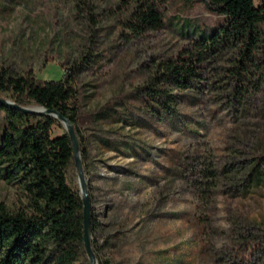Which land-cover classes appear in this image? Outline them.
<instances>
[{"label": "rangeland", "instance_id": "1", "mask_svg": "<svg viewBox=\"0 0 264 264\" xmlns=\"http://www.w3.org/2000/svg\"><path fill=\"white\" fill-rule=\"evenodd\" d=\"M161 11L163 29L128 39L116 0H0V67L58 81L78 66L77 126L91 142L83 171L111 264H245L231 250L241 234L264 230V177L256 187L241 181L264 154V38L243 98L230 80L238 55L227 49L203 63L200 84L173 89L177 111L167 116L139 89L195 38L179 29L184 20L200 30L221 21L195 1L169 0ZM206 169L214 180L199 175ZM68 180L79 190L75 164ZM199 182H211L209 193H196ZM0 200L24 202L2 182ZM246 264H264V254Z\"/></svg>", "mask_w": 264, "mask_h": 264}, {"label": "trees", "instance_id": "2", "mask_svg": "<svg viewBox=\"0 0 264 264\" xmlns=\"http://www.w3.org/2000/svg\"><path fill=\"white\" fill-rule=\"evenodd\" d=\"M127 10L122 26L126 37L137 39L150 31L163 29L161 8L169 0H116ZM204 5L206 11L218 17L216 29L184 20L179 29H193L194 37L171 54L155 72L151 81L140 88L167 116L176 114L173 89H189L203 79L199 73L205 61H214L227 49L235 50L238 65L230 80L235 81L236 99L244 97V82L249 80L250 64L258 61V49L264 38V0H184ZM199 34V35H198ZM75 64L62 73L58 81L42 80L32 70L14 73L0 67V96L18 107L35 105L54 111L67 119L79 139V155L83 167L89 162L90 136L78 128L79 100L75 87ZM235 71V72H234ZM157 85L169 86L157 88ZM0 182L13 187L23 199L19 206L0 200V264H90L83 241V203L79 190L68 180L75 164L72 142L60 129L55 118L26 114L0 106ZM200 176L214 180L216 173L206 169ZM264 177V154L252 159L243 175L242 187L258 186ZM201 178V177H200ZM211 182H199L197 194L209 193ZM207 186L202 191V186ZM91 246L98 264H111L104 255L108 245L103 240L102 224L95 210L90 187ZM247 231V229H246ZM255 254H264V230L254 235L244 233L238 238L237 249L230 257L249 263Z\"/></svg>", "mask_w": 264, "mask_h": 264}, {"label": "water", "instance_id": "3", "mask_svg": "<svg viewBox=\"0 0 264 264\" xmlns=\"http://www.w3.org/2000/svg\"><path fill=\"white\" fill-rule=\"evenodd\" d=\"M0 106L5 108H12L19 110L26 114H33V115H47L55 118L61 125L64 126L65 132L68 134L72 142L73 148V156H74V163L77 171L78 182H79V193L83 203V218H84V230H83V241L84 247L87 254V258L90 264H98L96 257L92 251L91 241V230H90V201L87 193V182L85 180L83 165L81 162V158L79 155V143L78 139L75 135L73 125L65 119L63 116L59 115L54 111L46 110L42 107L36 106L35 108L31 107H18L10 100H5L0 98Z\"/></svg>", "mask_w": 264, "mask_h": 264}, {"label": "crops", "instance_id": "4", "mask_svg": "<svg viewBox=\"0 0 264 264\" xmlns=\"http://www.w3.org/2000/svg\"><path fill=\"white\" fill-rule=\"evenodd\" d=\"M2 66H4V65H2ZM7 67V66H6ZM9 67V66H8Z\"/></svg>", "mask_w": 264, "mask_h": 264}]
</instances>
